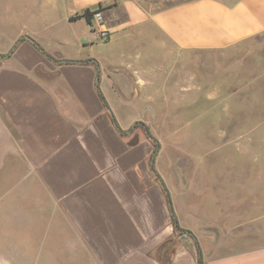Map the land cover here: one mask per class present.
<instances>
[{
	"label": "crops",
	"instance_id": "obj_1",
	"mask_svg": "<svg viewBox=\"0 0 264 264\" xmlns=\"http://www.w3.org/2000/svg\"><path fill=\"white\" fill-rule=\"evenodd\" d=\"M157 1L0 0V264H264L147 136L178 131L169 58L264 35V0Z\"/></svg>",
	"mask_w": 264,
	"mask_h": 264
},
{
	"label": "rangeland",
	"instance_id": "obj_2",
	"mask_svg": "<svg viewBox=\"0 0 264 264\" xmlns=\"http://www.w3.org/2000/svg\"><path fill=\"white\" fill-rule=\"evenodd\" d=\"M183 1L156 3L163 8ZM168 63L177 68L163 112L167 127L178 131L160 132L156 140L168 157L162 169L173 187L171 164L183 170V191L173 189V195H212L216 213L231 202L241 212L233 219L247 220L244 230L264 245V35L222 51L176 52Z\"/></svg>",
	"mask_w": 264,
	"mask_h": 264
},
{
	"label": "trees",
	"instance_id": "obj_3",
	"mask_svg": "<svg viewBox=\"0 0 264 264\" xmlns=\"http://www.w3.org/2000/svg\"><path fill=\"white\" fill-rule=\"evenodd\" d=\"M94 13H95V12H90V11H88V10H85L81 15H77V16H75V17H71L70 20H74V19H76V18L83 17V18H85L88 22H90V19L92 18V16H93ZM120 133L123 134L122 131H120ZM147 136L150 137V138L152 139V142H153V145H154V152L156 153V152L159 150V144H158V142H157L154 138H152L149 134H147ZM152 169H153V172H154L156 178L160 181L161 186H162L163 189H164L165 195L167 196L168 203H169V205H170V199H169V196H168L169 193H168V191H167L165 185L163 184V182L161 181V179H160L159 176L157 175V173L154 171L153 166H152ZM170 212H171V218H172V221H173V223L175 224V226L177 227V225H176L175 215H174V212H173L171 206H170ZM200 264H202L201 261H200Z\"/></svg>",
	"mask_w": 264,
	"mask_h": 264
}]
</instances>
